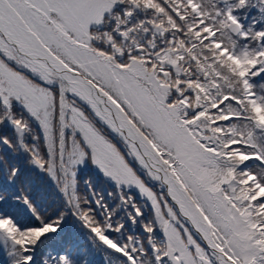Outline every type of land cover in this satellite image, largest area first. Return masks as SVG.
Wrapping results in <instances>:
<instances>
[{
	"label": "snow or ice",
	"instance_id": "6c2138e0",
	"mask_svg": "<svg viewBox=\"0 0 264 264\" xmlns=\"http://www.w3.org/2000/svg\"><path fill=\"white\" fill-rule=\"evenodd\" d=\"M0 256L264 264V0H0Z\"/></svg>",
	"mask_w": 264,
	"mask_h": 264
},
{
	"label": "trees",
	"instance_id": "16d2710c",
	"mask_svg": "<svg viewBox=\"0 0 264 264\" xmlns=\"http://www.w3.org/2000/svg\"><path fill=\"white\" fill-rule=\"evenodd\" d=\"M35 181H36L37 186H40L41 181H40V179L38 177L35 178ZM3 259H4L3 256H0V262H2ZM95 259L99 260V257L97 256V257H95Z\"/></svg>",
	"mask_w": 264,
	"mask_h": 264
},
{
	"label": "rangeland",
	"instance_id": "374dc122",
	"mask_svg": "<svg viewBox=\"0 0 264 264\" xmlns=\"http://www.w3.org/2000/svg\"><path fill=\"white\" fill-rule=\"evenodd\" d=\"M4 258V257H3Z\"/></svg>",
	"mask_w": 264,
	"mask_h": 264
}]
</instances>
